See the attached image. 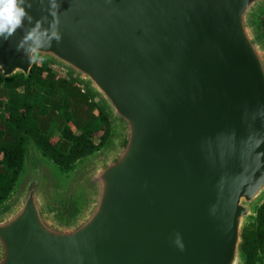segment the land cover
I'll return each mask as SVG.
<instances>
[{
    "label": "water",
    "instance_id": "1",
    "mask_svg": "<svg viewBox=\"0 0 264 264\" xmlns=\"http://www.w3.org/2000/svg\"><path fill=\"white\" fill-rule=\"evenodd\" d=\"M56 2L61 40L39 55L101 99L115 139L69 221L33 161L0 212V264H243L264 197V0ZM25 8L31 22L0 37L2 79L31 75L17 47L37 22L51 35V0Z\"/></svg>",
    "mask_w": 264,
    "mask_h": 264
},
{
    "label": "trees",
    "instance_id": "2",
    "mask_svg": "<svg viewBox=\"0 0 264 264\" xmlns=\"http://www.w3.org/2000/svg\"><path fill=\"white\" fill-rule=\"evenodd\" d=\"M82 84L46 61L36 64L28 78L17 73L2 79L0 73V205L25 169L31 139L45 157L69 170L111 137L114 124L107 109L93 103L92 91L84 92ZM56 124L62 128L60 138L50 133ZM241 250L244 264L264 263V201L243 230Z\"/></svg>",
    "mask_w": 264,
    "mask_h": 264
},
{
    "label": "rangeland",
    "instance_id": "3",
    "mask_svg": "<svg viewBox=\"0 0 264 264\" xmlns=\"http://www.w3.org/2000/svg\"><path fill=\"white\" fill-rule=\"evenodd\" d=\"M262 10H264V6H262L261 12L258 15V18L256 21V27H257L258 32L264 39V21H263L264 17L262 15ZM45 61L47 62V64H49V66H52L54 70L59 74L71 73L65 70L64 68L54 64L52 61L46 58H44L42 62H38L37 64L41 65ZM88 90L92 91L90 88ZM92 93H93V96L91 98V101L95 104L104 106L106 108V106L101 101V99L93 91ZM61 131H62V128H60L59 124H56L52 128L50 133L53 137L60 138ZM114 139H115V128H113V133L111 137L108 139V141L103 147H101L95 153L76 161L75 164L72 166V168L69 170L61 169L56 163H54L52 160H49L47 157H45L42 154V152L36 147L34 141L31 139L27 146L25 169L23 173L21 174L19 181L16 185V188L11 194V196L9 197V199L0 205V212L5 211L7 208L12 206L18 200L23 190V187L30 175L31 168L33 166V161L39 160L42 167L48 173V195H49V200L55 211V216L58 219L64 220V221H69L73 219L79 211L77 194H78V187H79V181H80L81 175L86 170L91 168L93 165H95L97 162L102 160L107 155V153L113 147ZM96 141L99 142V138H96ZM262 201H264V197L258 202L257 206ZM257 206H256V209H257ZM257 264H260V263H257ZM261 264H264V263H261Z\"/></svg>",
    "mask_w": 264,
    "mask_h": 264
},
{
    "label": "clouds",
    "instance_id": "4",
    "mask_svg": "<svg viewBox=\"0 0 264 264\" xmlns=\"http://www.w3.org/2000/svg\"><path fill=\"white\" fill-rule=\"evenodd\" d=\"M58 7L56 0H51V9L53 11L50 14L54 18L51 24V35L48 34V31L42 32L40 23L37 22L18 45L17 51L24 50L25 55L28 57V63L33 64L44 60V57L39 56V52L45 47V38L48 40V47H51L52 40L57 42L61 40V35L58 31L59 19L57 11H55ZM27 8H31L30 3L27 4ZM25 19L29 22L32 20V17L26 11L25 0H0V37L3 40H8L18 29H21ZM25 45H28V47H25ZM180 247L183 250V245H180Z\"/></svg>",
    "mask_w": 264,
    "mask_h": 264
},
{
    "label": "built area",
    "instance_id": "5",
    "mask_svg": "<svg viewBox=\"0 0 264 264\" xmlns=\"http://www.w3.org/2000/svg\"><path fill=\"white\" fill-rule=\"evenodd\" d=\"M262 15H263V17H264V10H262ZM82 81V80H81ZM89 88H88V86H87V84H82V90L85 92L86 90H88Z\"/></svg>",
    "mask_w": 264,
    "mask_h": 264
}]
</instances>
